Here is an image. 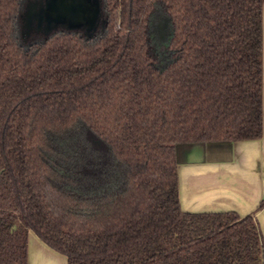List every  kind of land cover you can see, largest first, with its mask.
<instances>
[{
  "label": "trees",
  "instance_id": "obj_1",
  "mask_svg": "<svg viewBox=\"0 0 264 264\" xmlns=\"http://www.w3.org/2000/svg\"><path fill=\"white\" fill-rule=\"evenodd\" d=\"M21 2L0 0V264H28L30 231L67 264H264L253 215L181 209L177 161L180 144L262 137L264 0H103L99 36L28 46ZM83 130L105 147L111 186L83 191L65 167Z\"/></svg>",
  "mask_w": 264,
  "mask_h": 264
},
{
  "label": "crops",
  "instance_id": "obj_2",
  "mask_svg": "<svg viewBox=\"0 0 264 264\" xmlns=\"http://www.w3.org/2000/svg\"><path fill=\"white\" fill-rule=\"evenodd\" d=\"M264 19V8H263ZM179 201L189 213L253 215L264 241V41L263 135L260 139L180 144ZM28 264H67V257L28 234Z\"/></svg>",
  "mask_w": 264,
  "mask_h": 264
},
{
  "label": "rangeland",
  "instance_id": "obj_3",
  "mask_svg": "<svg viewBox=\"0 0 264 264\" xmlns=\"http://www.w3.org/2000/svg\"><path fill=\"white\" fill-rule=\"evenodd\" d=\"M45 0H22L21 2V12L19 18L16 21L15 29L19 39V43L24 46H28L25 43L26 40L30 38H36L38 35L46 37L53 34L55 31L66 30L65 28H54L46 34L42 29H36L35 18L32 22L31 28L28 29V19L34 12H37L41 7H43ZM100 8V19L99 23L96 25L94 30H91L89 37L94 38L99 36L101 31L105 27L106 16L105 9L103 8V0H96ZM45 25V24H44ZM43 25V26H44ZM85 35V29H77ZM34 34H38L33 36ZM171 34L170 20L168 16L164 13L160 6H157L153 14L151 15L150 22V39L153 45L152 51L153 54L157 55V62L159 66H164L171 58L170 51L168 48V42ZM87 37V36H86ZM263 41H264V19H263ZM36 42H40V39H36ZM154 48V49H153ZM86 131H82L78 138H74L67 143V150L69 152V157L65 162V167L74 178L78 179L80 183V188L83 191H90L97 189L98 185H105L106 187L111 186L109 181L106 184V179L111 173L109 169V163L111 160L107 157V152L105 147L102 144H98V148L91 144V140L88 137ZM93 142V141H92ZM95 144V143H94ZM90 152V153H89ZM97 153H99L101 158V163L96 158ZM108 165V166H107ZM111 166V165H110ZM94 168V169H93ZM99 169V170H98ZM94 170L97 177L91 176L90 171ZM100 180V182H99ZM101 183V184H100Z\"/></svg>",
  "mask_w": 264,
  "mask_h": 264
},
{
  "label": "water",
  "instance_id": "obj_4",
  "mask_svg": "<svg viewBox=\"0 0 264 264\" xmlns=\"http://www.w3.org/2000/svg\"><path fill=\"white\" fill-rule=\"evenodd\" d=\"M99 13L96 0H45L43 7L31 14L27 26L31 28L36 18V29L43 28L46 34L61 27L68 31L85 29V36L89 37L90 31L99 23Z\"/></svg>",
  "mask_w": 264,
  "mask_h": 264
}]
</instances>
